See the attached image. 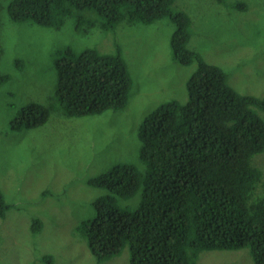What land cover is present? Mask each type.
I'll list each match as a JSON object with an SVG mask.
<instances>
[{"label": "trees", "instance_id": "obj_1", "mask_svg": "<svg viewBox=\"0 0 264 264\" xmlns=\"http://www.w3.org/2000/svg\"><path fill=\"white\" fill-rule=\"evenodd\" d=\"M174 0H11L10 20H31L45 27L60 24L73 10L95 13L92 25L104 31L127 20L151 24L169 18L175 25L169 41L173 59L196 62L186 81L187 99L163 101L138 126L144 174L119 163L86 179L89 187L109 193L95 197L94 216L76 230L96 261L118 255L127 245L129 264H198L203 250L248 247L253 264H264V176L251 164L264 149V95L242 94L228 82L229 73L188 47L190 19L171 11ZM224 3L225 0H217ZM244 10L245 3L236 2ZM78 19H81L78 16ZM81 25H85L81 19ZM84 28V27H83ZM56 95L66 117L118 111L132 84L121 49L100 53L70 47L57 52ZM9 74H0V83ZM50 108L30 102L10 121L11 130L46 122ZM141 188L139 206L129 213L116 196L131 197ZM8 204L0 190V218ZM41 221L35 219L31 231Z\"/></svg>", "mask_w": 264, "mask_h": 264}, {"label": "rangeland", "instance_id": "obj_2", "mask_svg": "<svg viewBox=\"0 0 264 264\" xmlns=\"http://www.w3.org/2000/svg\"><path fill=\"white\" fill-rule=\"evenodd\" d=\"M10 2L0 0V74L10 75L0 83V190L9 206L0 218V264H129L127 245L118 255L96 261L76 230L94 216L91 201L109 193L89 187L86 179L119 163L145 173L138 126L163 101H186L185 84L196 62L182 65L173 59L169 41L175 25L166 17L151 24L122 20L104 31L92 25L94 16L100 21L95 13L73 10L57 27H45L10 20ZM236 2L246 8L237 9ZM171 11L189 16L188 47L227 71L235 90L264 95V0H174ZM115 44L132 80L126 105L116 112L66 117L55 92L57 52L70 47L75 53L85 48L114 53ZM30 102L50 108L46 122L11 130L10 121ZM256 112L264 120V112ZM251 164L263 177L264 149ZM116 201L132 213L141 188ZM35 219L41 228L32 232ZM197 263L253 264L247 246L203 250Z\"/></svg>", "mask_w": 264, "mask_h": 264}, {"label": "crops", "instance_id": "obj_3", "mask_svg": "<svg viewBox=\"0 0 264 264\" xmlns=\"http://www.w3.org/2000/svg\"><path fill=\"white\" fill-rule=\"evenodd\" d=\"M9 80V79H8ZM3 83V82H2Z\"/></svg>", "mask_w": 264, "mask_h": 264}]
</instances>
